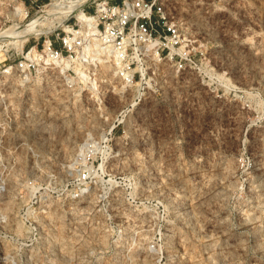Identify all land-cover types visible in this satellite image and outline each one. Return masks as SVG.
<instances>
[{
  "label": "rangeland",
  "instance_id": "1",
  "mask_svg": "<svg viewBox=\"0 0 264 264\" xmlns=\"http://www.w3.org/2000/svg\"><path fill=\"white\" fill-rule=\"evenodd\" d=\"M163 1L199 68L127 85L85 61L96 88H69L5 72L65 28L0 42V264H264V0Z\"/></svg>",
  "mask_w": 264,
  "mask_h": 264
},
{
  "label": "built area",
  "instance_id": "2",
  "mask_svg": "<svg viewBox=\"0 0 264 264\" xmlns=\"http://www.w3.org/2000/svg\"><path fill=\"white\" fill-rule=\"evenodd\" d=\"M17 1L24 4L27 12L29 8L40 9L44 2ZM83 10L91 18L86 30L81 29L76 18L73 23L72 17L69 18L66 21L69 31L57 32L53 39L48 38V43L45 40L42 53H38L41 58L29 57L30 48L14 67L5 72L13 71L26 78L41 67H60L54 61L67 59L74 62L79 57L91 60V56H84V53L95 43L110 54L114 69L127 85L144 83L154 63L167 62L181 72L199 68L197 55L202 52L195 48L196 37L172 15L163 0H98L84 6ZM36 51L39 52L37 45ZM48 56L53 62H45ZM70 71L77 77L72 68L61 69L62 82L69 88L76 84ZM81 179L86 181L87 176L83 175Z\"/></svg>",
  "mask_w": 264,
  "mask_h": 264
},
{
  "label": "bare ground",
  "instance_id": "3",
  "mask_svg": "<svg viewBox=\"0 0 264 264\" xmlns=\"http://www.w3.org/2000/svg\"><path fill=\"white\" fill-rule=\"evenodd\" d=\"M97 1L98 0H52L50 4L45 5L44 8L38 11L29 21H24L28 12L24 4L20 2L12 8V14L16 22L0 33V42H8L14 47L22 48L27 40L48 35L55 29L65 28L66 31H69L70 28L66 25V21L71 16L77 18L82 30H86L91 18H88L89 15L86 14L83 8L89 3ZM38 53L36 47H33L29 57L39 59L41 56ZM85 54L91 56V60H87L88 63L100 68L102 71L106 69L109 70L113 67L110 54L103 50L98 43L86 49L84 56ZM45 62L49 63L53 61L48 56ZM84 62V58L79 57L74 62L63 59L61 61H54L53 63L59 65L62 69L73 67L82 82H89L92 84L93 88H96L93 80L89 81V76L82 69ZM114 75H118L117 71L114 72Z\"/></svg>",
  "mask_w": 264,
  "mask_h": 264
}]
</instances>
